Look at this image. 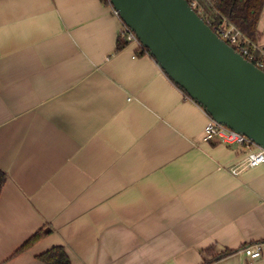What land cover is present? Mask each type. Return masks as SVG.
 <instances>
[{"label":"crops","instance_id":"0c3cea01","mask_svg":"<svg viewBox=\"0 0 264 264\" xmlns=\"http://www.w3.org/2000/svg\"><path fill=\"white\" fill-rule=\"evenodd\" d=\"M120 27L104 0H0V264H264V164L235 175L245 154Z\"/></svg>","mask_w":264,"mask_h":264},{"label":"water","instance_id":"95a60500","mask_svg":"<svg viewBox=\"0 0 264 264\" xmlns=\"http://www.w3.org/2000/svg\"><path fill=\"white\" fill-rule=\"evenodd\" d=\"M168 76L221 124L264 147V70L188 0H111Z\"/></svg>","mask_w":264,"mask_h":264},{"label":"built area","instance_id":"2783aa9c","mask_svg":"<svg viewBox=\"0 0 264 264\" xmlns=\"http://www.w3.org/2000/svg\"><path fill=\"white\" fill-rule=\"evenodd\" d=\"M104 1L111 7L113 13L121 21L119 35H122L127 43H136L140 47L143 46L136 32L122 20L120 12L113 6L111 0ZM188 1L222 39L233 46L236 51L241 53L248 60L264 70V43L261 42V39H252L225 16H222V20L218 21L215 16L208 13L200 0ZM206 1L212 3V0ZM216 13L218 14V11H216ZM204 139L206 141L223 143L245 154L242 163L232 168V172L235 175L240 174L245 168L264 164V147L257 144L252 137L217 122L211 116L208 123L205 125ZM244 253L251 259H260L264 255L263 246L261 243L247 246L244 248Z\"/></svg>","mask_w":264,"mask_h":264},{"label":"trees","instance_id":"16d2710c","mask_svg":"<svg viewBox=\"0 0 264 264\" xmlns=\"http://www.w3.org/2000/svg\"><path fill=\"white\" fill-rule=\"evenodd\" d=\"M204 5L208 13L215 16L218 21L222 20V16L227 17L235 25H237L245 34L254 40H258L261 37L259 31V22L264 10V0H212L207 2L206 0H200ZM218 11V14L216 13ZM128 44L122 35L118 38V49ZM143 51H150L144 47H140ZM151 54V53H150ZM7 181V173L0 168V194ZM41 234H37L32 237L21 249L29 247L35 240H37ZM228 251H226V254ZM225 255V252L216 255L212 259H217ZM40 260L46 264H71V259L67 251L62 246H56L48 251L39 255ZM211 259V260H212ZM209 262L208 259L205 261ZM205 264V263H204Z\"/></svg>","mask_w":264,"mask_h":264},{"label":"rangeland","instance_id":"374dc122","mask_svg":"<svg viewBox=\"0 0 264 264\" xmlns=\"http://www.w3.org/2000/svg\"><path fill=\"white\" fill-rule=\"evenodd\" d=\"M259 31H261V37H259V39H261V42L264 43V10L263 13L261 15V19L259 22Z\"/></svg>","mask_w":264,"mask_h":264}]
</instances>
